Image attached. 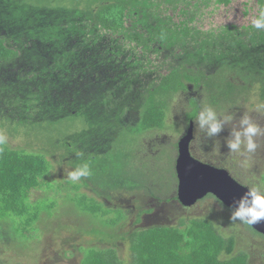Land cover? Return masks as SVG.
I'll return each mask as SVG.
<instances>
[{
  "label": "trees",
  "instance_id": "trees-1",
  "mask_svg": "<svg viewBox=\"0 0 264 264\" xmlns=\"http://www.w3.org/2000/svg\"><path fill=\"white\" fill-rule=\"evenodd\" d=\"M28 1L39 11L36 17L40 24L25 27L18 36L0 28V74L9 86L0 97V120L14 130L26 124L35 110L42 113L46 125L70 116H82L84 121L88 116L107 119L109 124L89 125L88 142L108 131L118 135L120 131L161 128L169 100L178 91H202L213 105L230 102L245 91L246 85L238 87L225 75L223 66L238 73L244 82L259 81L264 96V31L250 28L258 0ZM36 53L48 59L32 61ZM137 98L138 121L116 125L115 106L126 107ZM189 102L193 108L187 118L193 120L199 108L196 96L190 94ZM81 141L77 148L84 157L73 154L72 149L69 158L73 167L81 159L90 160L93 175L84 178L83 185L90 181L103 191L141 188L128 168V152L113 151V143H109L107 151L97 155L84 149L86 142ZM48 169V159L42 153L7 145L0 150L1 218L10 213L22 215L26 209L38 216L41 209L49 211L55 205L54 200H29L30 191L41 184L40 178ZM74 188L79 189L80 184ZM73 200L94 215L106 216L102 220L109 226L123 217L122 211L103 207L84 193L76 194ZM111 211L116 216L107 217ZM145 211H138L136 223ZM120 239L128 245L129 261L119 257L114 245H90L79 247V264L248 262L247 253L233 254L234 237L223 236L208 217L139 227L124 232Z\"/></svg>",
  "mask_w": 264,
  "mask_h": 264
},
{
  "label": "rangeland",
  "instance_id": "rangeland-1",
  "mask_svg": "<svg viewBox=\"0 0 264 264\" xmlns=\"http://www.w3.org/2000/svg\"><path fill=\"white\" fill-rule=\"evenodd\" d=\"M38 12L28 0H0V28L18 36L25 27L40 24L37 20L40 18L36 17ZM50 55L55 57L57 53L50 52ZM40 59H48V56L33 54L32 61ZM222 68L238 87L246 85V90L239 92L232 101L217 105L210 104L202 91H178L169 100L161 128H150L139 133L123 134L120 131L118 135H110L112 132L108 131L102 138L98 134L97 139L88 142L90 137L85 135L89 125L101 121L109 124L107 119L88 116L84 121L82 116H70L61 123L46 125L42 113L35 110L26 124L17 126L15 130L11 124L0 120V135L6 136L7 146L42 153L48 159V172L40 178L41 184L30 191L29 200H43L45 203L56 201L49 211L41 209L38 216L33 210L26 209L22 215L10 213L5 218L0 217V264H79L82 256L79 247L90 245H114L119 257L129 261L128 245L120 239L124 232L153 225H174L180 218L188 220L194 217H208L223 236H233V254L247 253V264H264V236L252 233L244 224L232 222L229 219L231 210L208 195L190 205L180 203L176 196L177 142L188 127L187 115L193 108L189 102L190 94L196 96L198 110L211 105L217 111H227L235 116L232 124L212 139L196 127L194 117L193 139L189 146L191 155L213 166L225 168L232 178L244 186L264 185V136L257 138L260 147L251 156L229 153L224 142L229 135V127L237 125L243 113H248L264 128V110L257 111L259 106L264 105L261 83L244 82L228 66ZM2 69L3 66H0ZM1 76L0 97H3L9 91V86L7 81L2 82ZM138 103L139 98L128 101L125 104L127 109L123 104L116 105L113 122L116 125L122 122L133 125L140 116ZM92 119L96 122H92ZM78 141L86 142L84 149L92 150L97 155L106 152V144L109 143H113V151L128 152V168L141 188L103 191L92 186L90 181L86 185L81 181L80 188H74L66 177L67 171L73 167L69 157L72 149L73 154L78 152ZM80 193L92 197L103 207L122 211L123 217L114 226H109L106 220H102L106 216L94 215L74 202L73 197ZM141 210L147 211L141 214L140 222L136 223V215ZM114 215L116 213L111 211L107 217Z\"/></svg>",
  "mask_w": 264,
  "mask_h": 264
},
{
  "label": "clouds",
  "instance_id": "clouds-1",
  "mask_svg": "<svg viewBox=\"0 0 264 264\" xmlns=\"http://www.w3.org/2000/svg\"><path fill=\"white\" fill-rule=\"evenodd\" d=\"M250 28L264 31V0H258L255 11L250 21ZM264 110V105L257 111ZM235 116L227 111H217L211 105L200 108L195 114V124L209 139L216 138L231 125ZM229 135L224 138L229 153L241 156H251L260 147L257 138L264 136V128L255 122L248 113L239 116L238 124L229 127ZM7 143L6 136L0 135V150ZM78 157L83 158L84 153L77 152ZM93 175V168L89 159H81L67 171V180L73 184H79L84 178ZM247 187V186H246ZM248 190L238 199L233 200L229 219L244 225H255L264 222V185L247 187Z\"/></svg>",
  "mask_w": 264,
  "mask_h": 264
},
{
  "label": "water",
  "instance_id": "water-1",
  "mask_svg": "<svg viewBox=\"0 0 264 264\" xmlns=\"http://www.w3.org/2000/svg\"><path fill=\"white\" fill-rule=\"evenodd\" d=\"M193 139V120L190 119L186 132L177 142L175 173L177 178L176 196L180 203L190 205L207 194L218 198L226 206L242 196L248 188L230 176L222 167L200 161L190 153ZM264 235V222L251 226Z\"/></svg>",
  "mask_w": 264,
  "mask_h": 264
}]
</instances>
